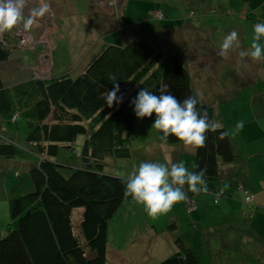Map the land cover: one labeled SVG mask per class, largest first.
<instances>
[{"label": "trees", "instance_id": "obj_1", "mask_svg": "<svg viewBox=\"0 0 264 264\" xmlns=\"http://www.w3.org/2000/svg\"><path fill=\"white\" fill-rule=\"evenodd\" d=\"M250 14L255 25L256 15ZM154 17L163 19L162 14ZM13 43L0 42V63L9 58ZM110 75L119 84L117 95L124 94L119 106L114 103L108 107L104 99L113 87ZM257 84L262 91L255 100L261 99L264 118V80ZM164 85L179 100L198 98V108L206 110L218 125L217 131L206 133L204 146L194 149L186 166L192 169L197 165L195 171L206 169V193L214 196L206 202L219 210L218 217L224 222L199 227L197 220L202 215L196 216V194L187 191L185 185L186 198L194 206L188 208L186 203L194 228L206 240L224 239L231 232L242 235L243 222L264 209V154H259L261 163L245 168L244 160L238 164L228 128L220 125L213 107L198 95L184 60L175 54L164 55L145 40L131 38L122 45H104L73 78L31 77L7 87L0 75V125L21 117L27 128L25 148L0 135V159H15L27 152L38 158L28 171L30 189L9 200L10 223L0 236V264H107L108 249L114 247L109 246V223L125 200L136 203L124 196L121 180L104 171L105 159L131 156L127 134L138 118L130 100L141 88L159 94L157 90ZM160 135L156 131L157 141L183 144L171 136L164 142ZM79 136L83 141L77 151ZM61 150L69 155L58 159ZM185 158L181 154L178 160L187 161ZM253 186H259L257 196L250 190ZM244 205L254 212L246 216ZM178 227L174 220L163 226V230L174 233L175 247L153 264H205L202 245L186 246ZM217 233L219 239L214 237Z\"/></svg>", "mask_w": 264, "mask_h": 264}, {"label": "rangeland", "instance_id": "obj_2", "mask_svg": "<svg viewBox=\"0 0 264 264\" xmlns=\"http://www.w3.org/2000/svg\"><path fill=\"white\" fill-rule=\"evenodd\" d=\"M46 2L49 11L35 19L30 31L15 28L0 34V42H14L9 58L0 63L5 86L31 77L49 79L68 75L73 78L104 45H122L131 38L142 39L154 44L164 55L175 54L184 60L198 95L213 107L220 125L228 128L236 162L241 164L244 160V168L258 162L259 157L252 159L249 155L258 150L256 146L264 143V118L260 113L263 106L261 99L255 100L262 91L257 82L264 80V61L242 58L239 53L250 47L254 27L250 13L256 15L255 22H264V0ZM25 3L27 14L32 8L39 7L40 0H25ZM157 11L163 19L154 17H158ZM232 31L238 33L240 46L221 57L219 46ZM153 119L154 116L136 121L133 130L127 134L131 156L106 158V173L127 175L142 161L170 166L181 154L186 157L185 164L190 163L194 148L157 141V130L151 127ZM239 121H243V127L237 130ZM0 129L2 137L25 148L27 128L24 119L18 117L16 121L5 123L4 127L0 125ZM82 141L83 136H79L75 142L77 151ZM67 155L69 152L61 150L57 158ZM37 159L30 152L15 159H0V236L4 226L10 223L9 200L16 193L30 189L28 171ZM209 196L213 195L200 193L193 196L199 208L196 216L202 215L197 220L201 228L224 222L218 217L219 210L207 204ZM211 200L209 197L207 201ZM202 208L206 211L202 212ZM242 208L246 216L249 211L254 212L250 206ZM192 217L185 200L174 204L169 213L156 219L149 217L141 205L125 200L108 229L109 246L122 250L116 252L109 248L108 263L148 264L151 256L153 262L161 259L175 247L174 233L162 229L174 220L178 222L177 232L186 246L202 245L205 264H264V209L255 212L246 222L240 221L244 224L241 236L231 232L219 239L217 233L214 237L219 240L216 241L212 237L211 240L203 239L199 229L194 228ZM255 251H263V255L254 254ZM251 253L254 256L248 257Z\"/></svg>", "mask_w": 264, "mask_h": 264}, {"label": "clouds", "instance_id": "obj_3", "mask_svg": "<svg viewBox=\"0 0 264 264\" xmlns=\"http://www.w3.org/2000/svg\"><path fill=\"white\" fill-rule=\"evenodd\" d=\"M25 0H0V34L21 28L30 31L36 18L43 17L49 11L46 0H40L39 7L32 8L25 14ZM2 43V42H1ZM239 35L236 31L228 33L219 46L218 55L224 57L230 49L239 47ZM240 57H250L254 61H264V22L256 23L248 50H242ZM112 89L105 96L108 107L123 102L124 94L119 96V84L114 75L109 76ZM164 85L157 90L159 94L148 88H141L130 100L134 115L138 119L153 118L151 127L167 142L169 137L182 141L192 148L203 147L206 133L217 131L218 125L210 120L207 111L198 108L199 100L189 96L179 100L167 91ZM243 127V121L237 122V130ZM226 135V133H224ZM197 165L189 169L185 161L178 160L169 166L157 161H142L127 175L117 177L124 185V196L143 207L144 212L156 219L172 210L174 204L184 201L187 191L194 194L208 192L206 169L195 171Z\"/></svg>", "mask_w": 264, "mask_h": 264}, {"label": "crops", "instance_id": "obj_4", "mask_svg": "<svg viewBox=\"0 0 264 264\" xmlns=\"http://www.w3.org/2000/svg\"><path fill=\"white\" fill-rule=\"evenodd\" d=\"M260 72V71H259ZM259 72H258V74H259ZM181 144H178V145H175V146H180ZM172 146H174V145H172ZM256 149H258L257 151H253V153H251V155H249L252 159H255V158H258L259 157V154H264V143H262V144H260V146H256L255 147ZM263 161H264V159H262ZM258 162H260L261 163V160H259ZM248 170H250V168L248 167ZM262 183H263V185H261V186H263L264 187V181L262 180ZM258 188H259V186H253V187H251L250 188V190L257 196L259 193H258ZM257 191V192H256ZM256 196H255V199H256ZM262 204V203H261ZM263 205H264V203H263ZM238 222H240V220H238ZM153 228H155V224L153 225ZM162 229H163V227H162ZM158 231H157V229H156V233H157ZM137 237V239H138V237H139V235L138 236H136ZM172 245V244H171ZM168 248H169V250L171 249V247L168 245ZM113 250L114 251H118V252H121V250H122V248H113ZM172 250V249H171ZM167 252H171V251H167ZM166 252V253H167ZM108 258H109V254H107V264H109L108 263ZM151 259L148 261V264H151L153 261H154V257L153 256H151L150 257Z\"/></svg>", "mask_w": 264, "mask_h": 264}, {"label": "built area", "instance_id": "obj_5", "mask_svg": "<svg viewBox=\"0 0 264 264\" xmlns=\"http://www.w3.org/2000/svg\"><path fill=\"white\" fill-rule=\"evenodd\" d=\"M158 14V17H160V14L159 13H157ZM156 14V15H157ZM186 203H187V207L188 208H193L194 206L192 205V201L190 200V199H188V198H186Z\"/></svg>", "mask_w": 264, "mask_h": 264}]
</instances>
